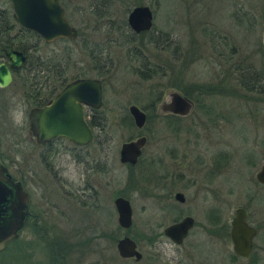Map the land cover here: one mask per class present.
I'll use <instances>...</instances> for the list:
<instances>
[{
    "label": "flooded vegetation",
    "instance_id": "1",
    "mask_svg": "<svg viewBox=\"0 0 264 264\" xmlns=\"http://www.w3.org/2000/svg\"><path fill=\"white\" fill-rule=\"evenodd\" d=\"M57 1L63 10L65 20L75 29V36L71 39L68 37H56L51 40H44L37 32L21 26L17 22L9 0H0V63L6 65L9 71L11 78L7 84L12 80L20 83L23 98L28 104L26 113L27 138L30 141L28 144L31 145L28 155L29 161L24 166V169L21 167L20 159L15 160V174L9 170L7 163L4 162L0 154V162L7 168L11 178L14 181H18L27 194V213L23 218L21 227L16 232V236L11 239L16 241L13 246V259L15 260V264H21L18 251L22 243L27 242V240L21 239V232L26 228L32 235V238L28 240L29 245L34 244V246H38L41 244V256L38 258L32 257L29 261L31 264H36L38 261H44V264H72L67 256L70 258L69 254L73 252L76 253L77 264L85 260L89 254L93 258L89 264H140L142 253L137 248L136 241L125 232L119 237L128 235L135 242L136 248L141 255L138 259L134 256L123 257L116 251V240L119 237H116L115 234L117 214L113 199L115 196L121 194L116 195L112 191L110 196H106L104 191L100 192L95 188L90 181V174L95 171L105 172L108 166H106L107 164L99 165L94 162L92 163L90 159H93V155L88 150H85V148L96 139L95 129L101 128L100 117L103 115H101L99 108L103 101L102 86L104 77L109 75L108 70L113 65V57L111 56L109 45L115 41L110 38L112 36L118 38L119 34L127 32L132 38L149 35L145 39L147 42L150 43L152 42L151 40L157 42L159 31L156 34H151L153 17L155 15L154 10L155 6L158 5V0L129 2L130 5L127 7L125 17L122 20H116L113 17L115 11L111 9V6L115 0H87V3L84 5H73L70 3L71 0ZM135 6H147L149 8L151 18L148 28L136 31L127 21L128 13ZM85 7L96 18L94 19L93 31L97 35L108 38V40L93 43L82 36L79 47L81 48V53L84 50L88 65L85 63L83 54L76 58L72 57L74 49L73 47L68 49L67 44V42H72L82 35L80 29L70 23L68 17L70 13H83ZM83 28L88 27L84 26ZM129 40L127 39L126 42ZM124 48L125 56L129 61L126 65L130 67L134 64L132 60L136 58V53L140 52V49L137 46H127ZM10 51L20 52L23 56L22 61L18 64L9 65L8 52ZM227 62L229 68L237 70L239 77L237 83L240 88L246 89L245 91L254 92L253 97L255 101L258 103L263 102L264 104V63L260 64V67H256V64L252 62L241 63L232 61L229 63L228 60ZM70 69H74L75 71L69 74L68 71ZM83 77L97 79L101 89L100 103L97 106L81 104L83 117L90 128V140L86 143L78 144L62 136H53L43 142L37 141L33 132L35 127L34 117L32 114L29 116V111L46 105L68 82ZM210 85L212 86L210 87V91L226 90L227 92L228 90L222 84L218 88L216 85ZM174 90L181 93L178 89ZM236 95L241 97L248 96L244 93ZM185 96L191 100L192 107L184 115L169 112L159 113L158 105L164 98L163 96L159 99V92L144 108L135 103L129 104H135L143 110L145 121L147 120L149 111L152 114L151 116L159 117V115H164L167 117L171 115V120L175 119L178 121L190 114L196 101H198L196 96ZM204 96H215V94L209 93ZM221 96L223 97L224 94ZM155 102H157L156 105ZM208 106L210 108L208 113L212 114L209 118L210 121L216 124L217 120L223 119L224 115L217 110H213L214 106L212 104ZM257 112L264 115V107L263 110L259 109ZM127 113L131 118L128 109ZM143 125L140 127L134 126L137 129H141ZM182 128L188 133L193 134H190L188 138L191 153L197 151L190 157L188 149V151L182 154V157L184 158L187 155L189 156V160L183 161V158H181L174 163L173 169L163 167V159H159L161 169L159 173L155 174V177L159 178V258L166 256V258L172 259L174 264H192L195 260V255L200 256L203 260L205 257L207 258L211 255V253H206V250H210L211 252L222 253L221 259L224 260L235 261L241 259L248 260L252 264L258 262L260 258L256 253L254 239L256 240L255 237L258 236L261 239L258 233L261 226H264V219L253 222L248 210L250 201L256 198L258 191L253 188V191L246 189L244 190L245 193H243L244 191L242 192L243 194L238 193L243 197L245 196L247 203L234 206L229 216L224 212L227 209L228 193L232 191L223 189L222 181L226 174L228 163L233 159L232 154L230 153L229 155L225 146V134H222V131L224 132L226 129H223L222 124L219 126L207 125L204 127V132L197 131L192 125ZM179 129L174 127L172 131L178 132ZM218 130L219 132H217ZM261 132L259 128L255 131L252 147H248V142L244 141V138L239 137V141L241 142H239L238 148L240 149V159L245 160L247 164H254L256 166L254 171L255 185L257 183L259 186H264V182L256 178V174L264 166V134ZM138 136H144L145 142L141 146L135 162H121L118 159L120 163L128 167L131 179H135L136 177L132 169L136 165H139L138 161L142 155L147 137L138 131L135 137L124 140H131ZM99 143L101 144L102 142ZM201 143L204 144L203 150L196 149V146ZM178 151L176 146H172L169 151L168 148H164L162 155L168 153L171 157H177ZM249 152L252 158L247 157L246 154H249ZM67 162L75 167V179H77L75 183H73L72 179H67L68 177L64 174V170L68 167ZM145 164L147 165V161ZM232 166H234L233 163H231ZM148 173L147 175H139V177L153 178L154 175L151 172ZM60 186L62 187L61 190ZM246 186H249V184L244 185V187ZM102 196L105 197L106 204ZM109 202H111V205H109ZM105 205H107L108 216L104 217L103 220L102 218H96L93 214H89L93 211L103 210ZM236 208L244 210L246 224L254 228L249 252L246 256H240L232 249L230 222ZM72 213H76L77 215L76 222L69 220V214ZM184 217H190L192 221L185 234L176 242L164 230ZM59 222L72 224L75 238L71 237L73 238L71 239L60 234L58 232ZM130 225L128 227H121L117 223V228L126 230ZM198 236L199 239H197ZM99 238L104 240L103 243H98L97 240ZM196 241L202 244L205 243L204 251L203 249H196ZM105 242L106 244H104ZM227 242L230 243V251L226 250ZM168 249L174 252L175 255L177 254V256L171 253L166 255L165 251ZM180 255L183 256L186 262L181 260ZM202 260L199 262L205 264V261ZM86 263L88 264V261Z\"/></svg>",
    "mask_w": 264,
    "mask_h": 264
},
{
    "label": "rangeland",
    "instance_id": "2",
    "mask_svg": "<svg viewBox=\"0 0 264 264\" xmlns=\"http://www.w3.org/2000/svg\"><path fill=\"white\" fill-rule=\"evenodd\" d=\"M134 1L138 0H115L111 6V9L115 11L114 19L122 20L130 5L129 2ZM70 3L84 5L87 0H71ZM154 12L151 35L159 31L157 42L154 40L147 42L145 39L149 35L132 38L127 32L119 34L118 38L114 36L110 38L115 41L108 44L111 48L113 65L108 70L109 75L104 77L102 86L103 101L99 108L103 115L100 117L101 128L95 129L97 137L85 150L93 155V159H90L92 163L108 166L105 172L95 171L90 174V181L95 188L100 192L104 191L106 196H110L112 191L116 195L121 194L130 202L132 224L128 229L123 230L118 229L115 222L116 237L125 232L136 241L137 248L142 253L140 264H174L173 260L166 256L159 258V178L155 177V174L161 169L159 159H163V167L173 169L174 163L183 158L182 154L188 149L190 151L188 138L191 133L182 127L192 125L197 131L204 132V127L207 125L222 124L223 129H226L222 131L226 138L225 146L229 155L231 153L233 157L228 163L222 181L223 189L232 191L228 193L227 209L224 212L229 216L234 206L247 203L245 196L241 194L245 193L246 189L253 191L254 188L258 194L250 201L248 210L253 222L264 219V186H259L257 183L255 185L256 166L240 159L238 148L241 142L239 137L248 142V147H252L255 131L259 128L264 134V115L257 112L259 109L263 110L264 104L255 101L254 92L240 88L237 83L239 78L237 70L229 68L227 64V60L229 63L252 62L256 64V67L264 63L262 47L264 0H158ZM68 18L82 34L76 40L67 42L68 49L72 47L74 49L72 57L84 55V50L81 53L79 47L82 36L93 43L108 40L93 31L96 18L87 7L81 14L70 13ZM84 26L88 28H83ZM127 39L130 40L126 42ZM127 46H137L140 49V52L136 53V58L132 60L134 64L130 67L126 65L129 61L124 53V47ZM84 58L86 63L85 55ZM74 71L70 69L68 73ZM210 84L216 85L217 88L222 84L228 90L227 92L226 90L210 91L207 88ZM185 87L189 88V95L196 96L198 101L184 119L177 121L164 115L148 116L141 129L133 125L127 113L129 103H135L144 108L158 92L160 99L163 96L166 97V92L169 90L182 91ZM209 93H214L215 96H204ZM240 93L248 96L236 95ZM222 94H224L223 97ZM209 104L214 106L213 110L224 115L223 119L216 121V124L209 119L212 116L208 113ZM27 109L28 104L23 98L20 83L12 80L6 86L0 87V154L13 174H15V160L20 159L23 169L29 161L31 145L28 144L30 141L27 138ZM174 127L180 128L179 131H172ZM138 131L145 134L147 140L138 161L139 165L132 169L136 177L130 182L128 167L118 161V148L122 141L135 137ZM203 143L196 146V149L203 150ZM172 146H176L179 150L177 157H171L168 153L162 155L164 148H168L169 151ZM195 152L190 151V157ZM246 155L252 158L250 152ZM187 160L189 156L186 155L183 161ZM231 163L234 166L231 167ZM148 172L154 175L153 178L139 177V175L149 174ZM64 174L68 177L67 179H72L73 183L77 180L75 167L70 163L64 170ZM246 184L249 186L244 187ZM61 188L60 186V190ZM102 198L106 204L105 197L102 196ZM89 214L103 220L108 216L107 205L103 210ZM69 218L70 221L76 222V213L69 214ZM58 227L60 234L75 238L72 224L59 222ZM258 234L261 239L259 236L255 237L254 243L260 259L254 264H264V226H261ZM31 236L26 228L21 232L23 240L28 241L32 238ZM150 237H152L151 242L148 241ZM97 241L103 243L104 240L99 238ZM195 246L196 249L205 250V243L196 241ZM226 250L230 251L229 242H227ZM41 253V244L38 246L25 244L24 256L28 261H23L21 264L29 263L32 257H40ZM170 253L177 256L170 249L165 251L166 255ZM206 253L211 255L203 260L195 255L192 264H202L199 262L201 260L205 261V264H252L248 260L221 259L222 253L216 251L206 250ZM69 256L70 258L67 256L69 261L77 264L76 253L73 252ZM180 256L181 260L186 262L183 256ZM92 259L89 254L79 264H87V261L89 264ZM0 264H15L12 252L0 255Z\"/></svg>",
    "mask_w": 264,
    "mask_h": 264
},
{
    "label": "water",
    "instance_id": "3",
    "mask_svg": "<svg viewBox=\"0 0 264 264\" xmlns=\"http://www.w3.org/2000/svg\"><path fill=\"white\" fill-rule=\"evenodd\" d=\"M17 22L37 32L44 40L56 37L73 38L75 29L70 26L63 16V10L57 0H9ZM151 13L147 6H135L127 15L130 26L138 31L150 26ZM264 48V33L262 35ZM9 65L18 64L23 56L18 51L8 52ZM9 71L0 63V86L6 85L10 80ZM101 89L99 81L94 78H76L62 87L49 102L39 108L31 109L34 119V134L36 140L43 142L53 136H62L72 142L82 144L91 138L90 128L83 117L81 104L97 106L100 103ZM192 102L177 90H169L158 105L159 113H173L184 115L189 112ZM128 112L136 127L144 124L145 113L135 104L128 105ZM30 123V121H29ZM145 142L144 136L123 141L118 151L121 162L134 163L141 146ZM256 178L264 182V166L256 174ZM179 196V194H177ZM27 194L18 181L11 178L7 168L0 162V250L7 241L16 236L27 213ZM116 209V220L119 226L128 227L131 223V207L129 201L117 195L113 199ZM190 217H184L177 223L165 228V233L176 242L185 234L191 224ZM230 239L233 251L246 256L249 252L251 236L254 228L245 222V212L242 208L234 210L231 219ZM116 251L120 256H134L139 258L141 253L137 250L135 242L124 235L116 240Z\"/></svg>",
    "mask_w": 264,
    "mask_h": 264
},
{
    "label": "trees",
    "instance_id": "4",
    "mask_svg": "<svg viewBox=\"0 0 264 264\" xmlns=\"http://www.w3.org/2000/svg\"><path fill=\"white\" fill-rule=\"evenodd\" d=\"M210 87H212L211 85H208L207 88L208 90H210ZM180 90V89H179ZM181 91V90H180ZM189 91V88L188 87H185V89H182L181 93L185 94V95H189L188 93ZM152 114L150 113V111L148 112V116H151ZM168 117L172 118L171 115H168ZM148 118V117H147ZM130 182L133 181V179H129ZM152 240V237H150V239H148L149 242H151ZM14 243H16V241L13 239V240H10L7 242V244L5 245V248L0 250V255L2 256L3 254H6V252H12V256H13V246H14ZM25 244L29 245V242H25V243H22V246L19 247V255H20V261L23 263V261H28L26 260L27 258L24 256V246ZM16 245V244H15ZM27 264H31L30 262L27 263ZM36 264H44L43 261H38Z\"/></svg>",
    "mask_w": 264,
    "mask_h": 264
}]
</instances>
